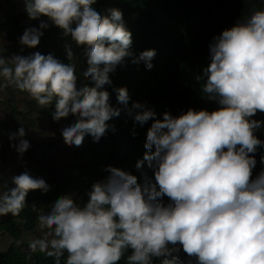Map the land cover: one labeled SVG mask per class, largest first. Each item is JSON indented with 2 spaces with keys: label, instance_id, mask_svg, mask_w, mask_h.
<instances>
[{
  "label": "clouds",
  "instance_id": "1",
  "mask_svg": "<svg viewBox=\"0 0 264 264\" xmlns=\"http://www.w3.org/2000/svg\"><path fill=\"white\" fill-rule=\"evenodd\" d=\"M24 3L30 19L45 17L75 45H84L83 71L92 83H78L73 50L65 47L69 63L40 52L0 56V89L13 85L40 106L55 101L53 120L72 115L61 129L66 142L80 146L89 135L98 142L109 129L115 131L108 122L122 110L110 103L105 89L112 84L110 73L126 57L150 70L155 49L134 56L122 11L112 7L106 15L96 0ZM48 27L41 21L26 28L19 43L36 48ZM209 51L202 91L219 105L214 111L189 109L157 118L139 102L128 108V89H115L134 122L153 121L144 144L148 151L136 167L147 162L154 180L145 172L140 182L129 171L108 166L109 176L91 185L83 204L72 194L56 196L37 217L41 235L30 241L32 251L55 257L56 264L65 254L64 264H119L129 252L127 264H154V258L179 264L181 250L195 264H264V170L252 178L253 154L264 146L255 135L264 121L253 118L264 113V9L213 37ZM25 135L24 127L9 135L19 155L30 148ZM12 183L0 190V216L19 215L30 191L50 187L27 172Z\"/></svg>",
  "mask_w": 264,
  "mask_h": 264
},
{
  "label": "trees",
  "instance_id": "2",
  "mask_svg": "<svg viewBox=\"0 0 264 264\" xmlns=\"http://www.w3.org/2000/svg\"><path fill=\"white\" fill-rule=\"evenodd\" d=\"M95 6L106 15L112 7L122 11L123 22L132 33L130 51L138 56L142 51L155 49L153 67L149 70L143 62L135 64L132 57H126L110 73L112 84L105 85V89L110 93V103L122 109L119 117L108 122L115 131L109 129L98 142L86 136L80 146L64 140L61 129L70 122L72 115L53 120L55 101L40 106L27 92L13 85L0 89V190L14 187L12 178L24 172L33 174L34 178H43L50 185L47 192L30 191L19 215L0 216V238L5 234L12 239L9 248L0 252V264H56L55 257L39 250L32 251L25 241V233L35 231L38 215L47 211L56 196L72 194L78 203L86 202L91 185L109 176L108 166L129 171L140 182L141 173L145 172L154 180L147 162L139 169L136 167L137 161L148 151L144 144L153 121L143 125L134 122L128 110L117 102L115 89H128V108L132 102H139L151 108L157 118H162L165 112L178 117L189 109L216 110L219 105L202 91L206 82L203 69L210 63L209 45L213 37L234 26L238 20H245L253 11L264 9V0H96ZM41 21H46L49 27L42 30L39 45L36 48L22 46L19 39L24 30L39 27ZM65 47L73 50L78 83L91 85L83 71L88 63L84 45H75L45 17L30 19L24 0H0V56L7 59L13 54L27 56L40 52L69 63ZM253 118L264 121V113L257 112ZM20 127H24L25 139L30 143L23 155L10 146L9 140V135ZM255 135L264 141V125ZM54 153L59 163L52 167L47 159ZM253 155L257 160L252 171V178H255L264 170V146H258ZM163 199L168 202L167 197ZM32 205L36 206L35 210ZM128 254L130 252L119 264H127ZM178 255L179 264H188L190 259L195 264L194 258H189L182 250ZM65 257L60 259V264H64ZM161 260L154 258V264H161Z\"/></svg>",
  "mask_w": 264,
  "mask_h": 264
},
{
  "label": "rangeland",
  "instance_id": "3",
  "mask_svg": "<svg viewBox=\"0 0 264 264\" xmlns=\"http://www.w3.org/2000/svg\"><path fill=\"white\" fill-rule=\"evenodd\" d=\"M47 163L51 165L52 167L57 166L59 163V158H57V154L54 153L53 157H48ZM30 175L32 176L33 174H30ZM40 235H41V230L38 228V223H37L35 231L25 233V241L27 244H29L31 240L39 237ZM11 243H12V239L8 235H5V234L2 235L0 238V252L6 251L9 248ZM33 264L35 263L33 262Z\"/></svg>",
  "mask_w": 264,
  "mask_h": 264
}]
</instances>
